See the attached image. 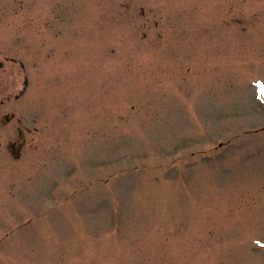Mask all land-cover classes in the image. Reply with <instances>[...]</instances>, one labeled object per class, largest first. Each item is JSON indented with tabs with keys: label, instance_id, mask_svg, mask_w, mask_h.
Segmentation results:
<instances>
[{
	"label": "rangeland",
	"instance_id": "1",
	"mask_svg": "<svg viewBox=\"0 0 264 264\" xmlns=\"http://www.w3.org/2000/svg\"><path fill=\"white\" fill-rule=\"evenodd\" d=\"M0 264H264V0H0Z\"/></svg>",
	"mask_w": 264,
	"mask_h": 264
}]
</instances>
